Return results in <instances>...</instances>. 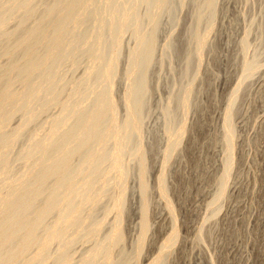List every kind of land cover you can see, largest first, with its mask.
Returning <instances> with one entry per match:
<instances>
[{
  "label": "bare ground",
  "instance_id": "obj_1",
  "mask_svg": "<svg viewBox=\"0 0 264 264\" xmlns=\"http://www.w3.org/2000/svg\"><path fill=\"white\" fill-rule=\"evenodd\" d=\"M192 1L196 10L192 15L188 42L191 47L186 53L185 73L183 71L191 78L181 87L180 96L169 98L168 106L166 104L164 136L171 139L162 150V169L156 179L157 190L173 226L159 255L150 264H166L172 251L167 249L173 248L180 236L166 168L188 130L187 114L192 108L196 109L191 100L195 80L219 14L218 0ZM187 2L0 0V264H72L77 261L76 258L72 261L74 244L80 238H98L103 222L111 213L115 214V219L106 231L108 233L95 239L93 247L90 244L89 252L80 258L79 264H142L151 210L150 153L143 141L145 107L151 90L149 71L152 63L157 61L155 52L162 15L174 23L178 20V10ZM250 24L251 29L240 42L243 53L241 81L255 75L263 66L260 56L264 48L257 47L258 52L255 51L257 53L251 58L245 52L250 47L249 35L253 26L260 31V38L264 34V12L261 21ZM127 33L134 37L135 43L126 53L123 42ZM180 49V41L174 38L165 45L158 61L163 65L165 58H172ZM122 58H126L127 68L124 67L126 70L121 75L128 83L124 81L121 104L115 96V80ZM194 59L197 62L192 67ZM83 61L89 66L86 72L82 71L85 73L81 76H84L83 80L81 77V81L80 78L74 80V76L70 78ZM65 63L71 67L70 77L68 72L61 70ZM240 88L230 94L225 107L222 124L226 158L218 191L210 203L213 206L226 196L235 164L234 115ZM176 101L181 115L174 113ZM120 105L124 109L121 120L118 119ZM53 107H60L55 117L50 116ZM46 114L53 118L52 121L44 118ZM18 115L21 123L10 128ZM42 117L46 119L44 122H51V125L48 122L49 129L48 125L41 129H48L46 136L43 131L44 137L41 136L43 132H38ZM39 133L41 137H37ZM24 138L28 141H24L25 148L16 149ZM14 149H20L15 151L17 155L13 154ZM11 156H16V163L20 160L28 169L18 178L13 175L20 170L10 168ZM127 158H130L129 162ZM132 159L138 171L135 170L141 206L139 236L134 253L129 254L124 248L122 222L127 210ZM108 173L114 174L111 178L114 182L108 179L109 176L106 178ZM103 199L108 202L103 204ZM220 210H214L210 218L217 216ZM201 231L197 238L199 242L202 241ZM90 239L83 242H90ZM54 244L57 248L54 246L56 250L52 252ZM116 250L120 254L116 255Z\"/></svg>",
  "mask_w": 264,
  "mask_h": 264
},
{
  "label": "rangeland",
  "instance_id": "obj_2",
  "mask_svg": "<svg viewBox=\"0 0 264 264\" xmlns=\"http://www.w3.org/2000/svg\"><path fill=\"white\" fill-rule=\"evenodd\" d=\"M217 4L219 14L216 17L215 29L209 34L208 46L203 52V64L201 63L200 73L196 77L195 92L191 99L196 105V109L192 108L187 114L188 126H186V130H188L187 132L185 131V136L183 135L179 150L175 151L171 162L169 161L168 169L166 168V172L168 171L166 173L167 183L171 190V198L176 212L175 217H178L176 223L180 231V236L177 243L174 244L175 246L173 245L170 250L167 249L169 252L172 251L166 264H264V53L262 54L263 57L260 56L263 66L255 75L245 81L240 79L242 77L240 73L242 72L243 61L240 42L251 29L252 24L250 23L261 21L264 12V0H218ZM142 9L144 8L142 7ZM195 10L193 1L188 0L186 6L178 10V20L176 19L177 21L174 23L168 21L166 15H162V26L158 35L157 52H155L157 61L152 63L149 71L151 90H149L147 107H145V110L147 108V113H145L147 115L144 114L143 141L150 153L148 154V165H150L148 182L151 187V210L149 211L150 229L141 257L142 264H150L157 257V254L159 255L162 246L166 242L165 240L168 239L172 232V219L165 202L161 199L157 190V180L162 169L163 148L171 139L167 137V140L166 136H164L166 135L165 108L168 106L169 98H178L182 92L181 87L191 78L184 73L186 68L185 56L191 47L188 45L189 31L193 24L192 15ZM258 32L260 31L253 26L249 35L250 47L245 52L247 56L249 54L248 58L258 52L256 50L257 47L258 49L260 47V50L264 48V34L260 38V33L258 34ZM170 34L180 41L181 49L177 54L173 55L174 59L173 57L165 58L162 65L158 59L160 60L165 45L169 41L174 40L172 36L169 37ZM130 35V33H127L124 37V52L129 51L130 47L133 48L134 46L135 39ZM165 42L166 44L164 45ZM255 51L257 52L255 53ZM84 62L75 71L76 74L70 72L69 63H65L63 67L65 68L66 66V68L62 67L61 70L68 72L69 74H66L69 77L71 73L70 78L74 76L73 79L78 81L85 74L83 72L89 67ZM196 62V59H194L192 67ZM86 63L89 65V62ZM124 67L127 68L126 58H122L119 75L115 80V96L121 104L124 87L128 83L124 75L123 77L121 75L122 72V74L125 72L123 71ZM67 68L70 69L68 70ZM81 78L79 81H81ZM124 81L126 84H124ZM239 86L241 88L235 105L237 113L234 115L236 130L235 164L232 177L228 183L226 196L213 206L210 203L218 191V182L221 181L219 179L222 177L223 164L226 158V140L223 136L224 126L222 124L225 107L230 101V94ZM17 88L21 89V86L18 85ZM173 106L174 108H172L175 109L174 113L179 112L178 114H180L177 101ZM53 108L52 112L50 111L51 117L56 113L58 114L60 110V107H58L59 110L56 107ZM176 108H178V111ZM121 109L123 107L121 108L120 105L118 119L124 116V109ZM48 116L44 118H48ZM20 118L21 116L19 117V115L17 118L15 117L10 128L19 125L22 121ZM49 119L52 121L53 118ZM44 120L46 119L42 120L43 123L40 122L41 128L38 125L39 130L44 125H48L49 121L46 123ZM49 123L51 125V122ZM36 127H34V130L37 132L38 129ZM47 128L49 129L50 126L48 125ZM47 130L38 132L44 131L46 136ZM40 133L37 137H41ZM24 141L28 142L24 138L23 145L19 142L16 145L18 147L15 146V148H20L21 150L25 148L26 144ZM152 147L154 148L152 149ZM16 149L13 150V154L17 155L20 149ZM150 149L153 152H150ZM15 158L16 156H13L10 159V168L12 171L20 170L17 173L14 172L13 175L18 178L21 174L27 172L28 169L22 164V161L20 162L19 160L20 164H18L19 162L16 163L17 158ZM127 160L129 162L130 158H127ZM15 163L18 164V168ZM130 164L133 166V170L132 176L128 180L127 210L122 227L125 232L124 248L127 253L133 254L140 231L141 198L138 188V173H136L137 166L134 164L133 159ZM20 167L26 168L19 169ZM108 174L106 178L109 176L108 179L114 182V179L111 180L114 174ZM105 201L103 199V204L108 202L107 200ZM218 208H221V210L217 216L210 218L214 210ZM114 215V213H111L107 216L104 222L107 220L108 222L106 224L103 222L100 235L108 233L106 231L111 228L115 219ZM202 229L203 231H201ZM199 231L202 232V241L200 242L197 239ZM100 235L98 238H91L92 240L86 237L80 238L79 240L82 241L78 240L74 244L75 249L72 253L75 254L72 255V261H77L72 264H79L82 261L83 257L89 252L88 250L94 246L95 239L98 240L104 237ZM84 239H90L91 241L86 240L83 242ZM91 242L94 243L92 244ZM54 246L55 244L52 252H55V247L57 248V246ZM115 253L116 255L120 254L119 250H116ZM81 257L82 259L80 260ZM51 261L50 259L49 263Z\"/></svg>",
  "mask_w": 264,
  "mask_h": 264
}]
</instances>
